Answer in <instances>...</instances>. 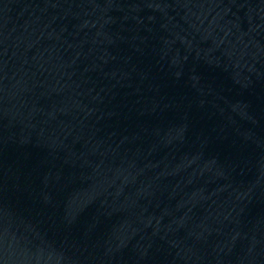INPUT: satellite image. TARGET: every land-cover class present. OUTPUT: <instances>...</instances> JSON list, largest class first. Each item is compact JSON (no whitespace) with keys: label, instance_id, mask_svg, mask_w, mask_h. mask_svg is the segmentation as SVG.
Instances as JSON below:
<instances>
[{"label":"water","instance_id":"water-1","mask_svg":"<svg viewBox=\"0 0 264 264\" xmlns=\"http://www.w3.org/2000/svg\"><path fill=\"white\" fill-rule=\"evenodd\" d=\"M0 264H264V0H0Z\"/></svg>","mask_w":264,"mask_h":264}]
</instances>
